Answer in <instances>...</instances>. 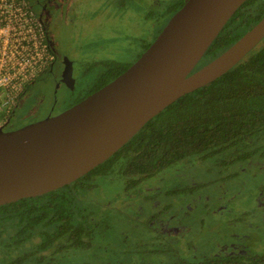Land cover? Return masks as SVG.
I'll use <instances>...</instances> for the list:
<instances>
[{"label": "rangeland", "instance_id": "1", "mask_svg": "<svg viewBox=\"0 0 264 264\" xmlns=\"http://www.w3.org/2000/svg\"><path fill=\"white\" fill-rule=\"evenodd\" d=\"M186 1L69 0L65 7L60 2L53 13H46L49 19L53 18L45 26L55 54L66 56L74 65L76 84L72 99L85 96L131 66ZM28 5L25 0H0L4 19L0 45L7 39L9 53L18 51L19 34H36L34 26L32 32L28 31V25L37 24ZM10 59L11 54L7 60ZM210 61L207 52L196 70ZM52 82L50 79L33 86L32 90L43 93L35 108L41 104L47 110L54 105L50 100ZM64 95L68 93L60 91L57 107ZM27 104L31 106L33 98ZM19 112L17 108L11 128L19 127ZM254 161L242 166L248 169L244 172L239 166L223 167L212 159L190 158L134 188L116 172L98 175L91 182L89 179L93 187L86 193L88 205H95L94 212L107 232L100 227L98 233L103 237H96L97 246L75 250L76 258L67 259L65 264H78V258H84L83 263L87 264H106V259L113 264H193L204 256L223 253L217 243L235 240L251 251L253 248L263 252L264 214L256 206L258 199L264 202V158ZM253 167L262 173L255 175ZM140 189L145 198L152 196L158 201L153 203L156 207L130 198L138 195ZM150 216L157 220L159 230L164 226L169 231L164 237L145 226ZM233 230L240 239L231 236Z\"/></svg>", "mask_w": 264, "mask_h": 264}, {"label": "trees", "instance_id": "2", "mask_svg": "<svg viewBox=\"0 0 264 264\" xmlns=\"http://www.w3.org/2000/svg\"><path fill=\"white\" fill-rule=\"evenodd\" d=\"M263 15L264 0H247L209 47L210 59ZM198 157L223 167H242L264 158V40L228 73L181 97L150 120L109 159L117 167L105 163L63 188L1 206L0 264H65L76 258L75 250L97 246L96 237H103L98 229L107 232V227L94 212L95 205H88L86 193L93 187L89 179L116 172L134 188ZM157 223L145 226L152 230ZM84 260L78 258V264H87ZM106 262L113 264L110 259ZM193 264H264V253L237 257L220 253Z\"/></svg>", "mask_w": 264, "mask_h": 264}, {"label": "water", "instance_id": "3", "mask_svg": "<svg viewBox=\"0 0 264 264\" xmlns=\"http://www.w3.org/2000/svg\"><path fill=\"white\" fill-rule=\"evenodd\" d=\"M247 0H187L148 49L107 85L54 117L0 129V207L72 184L181 97L219 79L264 40V15L196 67Z\"/></svg>", "mask_w": 264, "mask_h": 264}, {"label": "flooded vegetation", "instance_id": "4", "mask_svg": "<svg viewBox=\"0 0 264 264\" xmlns=\"http://www.w3.org/2000/svg\"><path fill=\"white\" fill-rule=\"evenodd\" d=\"M25 1L27 4H29L28 8H29V10H31V15L33 17H35V20L42 26V28L44 30L45 38H46V40L50 46V51L53 54V58L51 59L50 63L46 67L42 68L35 75L34 79L32 81H30V83L25 87L19 101L15 104V106L11 110L8 118L0 127V129H2L4 131L17 130V129H20L26 125L44 120V119L49 118V117L57 116L58 114L68 110L69 108H71L75 104L82 101L87 96L91 95L92 93L96 92L97 90H99L103 86L110 83L112 80H114L117 76H119L121 73H123L126 69H128L130 67V66L126 67L119 75H117L116 77H114L110 81L102 83L97 88L89 90L85 96H79V97H75L72 99V93H73V90L75 89V84H76V81L74 78V65L66 56L59 57L55 54L54 47L50 41V37H49V34H48L46 26H45V24H47L48 21L53 20V18L49 19L46 16L47 15L46 13H48V14L53 13L57 7V4L60 2L65 7L69 0H25ZM2 16H3V13L0 15V28H1V30L4 29V27L2 26L3 22H4V19L2 18ZM50 79L53 80V82H52L53 91L50 92V100L52 101V103L54 105L49 107L47 110H44L45 107L42 109L41 104H40V106H37L35 108L36 104L39 103L38 101L41 100L43 93L35 92L34 90H32L33 86L35 85L36 82L45 84ZM60 91H62L64 94L68 93V95L67 96L64 95V97L61 99V106L57 107L55 104L57 103V100H58L57 96L59 95ZM30 97H31V99L33 98V104L31 106H30V104H27V102H29V100H30ZM17 108H20V112H19V115L17 117V124L19 125V127L18 128H11V126H13L12 123L15 121L14 120L15 117H13V116H14ZM109 159L100 165H103L105 163H107V164L111 163L112 166L117 167V165H116L117 163L111 162ZM258 161L259 160H256L252 163H255ZM258 165H260V164H257L256 166H258ZM253 168L256 170L255 175L262 173L261 171L257 170V167H253ZM240 170L244 171V172H248V169H245L244 167H242ZM262 182H263V185L261 186V191H264V178H263ZM193 187H196V186H193ZM141 191L142 192L140 195H136L135 197L130 196V198L131 199L135 198V200L140 199L141 202L148 201V204L150 206L156 207L153 205V203L157 200H153L152 198H154V197H152V196H150V197L146 196L147 198H145L143 196V190L142 189H141ZM146 191L147 190H144V192H146ZM261 191L259 189V194ZM257 196H258V192H257ZM256 207H257V209H258V207H260L261 208L260 211H262L264 214V202L263 201L258 199V204ZM138 208L139 207H137V211H138ZM151 217L154 218V216H150V218ZM148 221H150V219H148L147 222ZM156 222H157V220L154 219V221L150 222L149 224H151L150 226H153L154 223H156ZM159 225H161V224H159ZM157 228H154L152 230H154L155 234L156 235L158 234V236L164 237V234H167L169 232L168 230L164 229V226L161 227V230H159L160 226ZM175 229H173V231ZM232 232H233V234L231 236L234 239H236V238L240 239V237L238 235H236V233H234L235 232L234 230ZM211 245H212V243H211ZM217 246H218V249L221 250L224 254H231L234 257L241 256V255H249V254L255 255L257 253H264V251L261 252V250L253 249V248H252V251H256V250H258V251L256 253H252L250 248H247L246 245L242 246L241 241H238V240H235V242L231 241L228 244H221V242H219V243H217ZM223 253H221V254H223Z\"/></svg>", "mask_w": 264, "mask_h": 264}, {"label": "built area", "instance_id": "5", "mask_svg": "<svg viewBox=\"0 0 264 264\" xmlns=\"http://www.w3.org/2000/svg\"><path fill=\"white\" fill-rule=\"evenodd\" d=\"M34 21L37 24L32 23L30 26L28 25L30 28L28 31L32 32L31 27L34 26L36 34L33 33L30 36L19 34L18 51L16 53L8 52L7 39L1 41L0 127L19 101L25 87L53 58L42 26L35 19ZM4 33L6 34L7 30ZM10 54L13 56V59L8 61L7 58Z\"/></svg>", "mask_w": 264, "mask_h": 264}]
</instances>
